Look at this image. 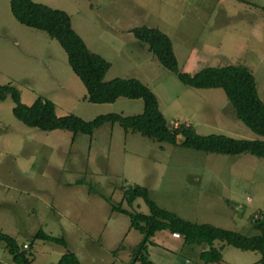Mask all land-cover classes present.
I'll use <instances>...</instances> for the list:
<instances>
[{
  "label": "rangeland",
  "instance_id": "rangeland-1",
  "mask_svg": "<svg viewBox=\"0 0 264 264\" xmlns=\"http://www.w3.org/2000/svg\"><path fill=\"white\" fill-rule=\"evenodd\" d=\"M35 1L67 11L87 46L110 62L104 79L139 78L170 124H190L201 134L261 138L235 116L222 87L185 84L132 29L147 25L166 32L179 69L191 74L210 65L248 66L264 99V0ZM5 83L18 88L24 103L38 95L50 98L58 115L90 120L144 109L142 98L89 101L59 41L18 21L10 0H0V84ZM13 105L10 95L0 99V230L31 252L32 264H55L67 250L82 264H127L142 233L111 206L148 212L143 198L129 204L123 196L135 183L184 218L257 233L251 223L264 211V157L174 145L118 122H105L90 134L44 130L19 120ZM39 228L63 236L66 245L36 238ZM194 248L181 234L162 229L144 251L149 264H196ZM222 255L221 264H262L259 251L227 243ZM0 264H16L1 240Z\"/></svg>",
  "mask_w": 264,
  "mask_h": 264
},
{
  "label": "trees",
  "instance_id": "trees-1",
  "mask_svg": "<svg viewBox=\"0 0 264 264\" xmlns=\"http://www.w3.org/2000/svg\"><path fill=\"white\" fill-rule=\"evenodd\" d=\"M10 9L21 23L42 29L59 41L67 53L71 68L84 83L89 101L111 102L119 96L142 98L144 101V109L140 113L108 112L86 120L75 113L58 115L54 101L42 95H38L29 104L24 103L18 88L10 83L0 84V99L8 95L13 98V113L23 123L44 130L68 129L75 135L77 132L90 134L105 122H118L125 130L138 131L174 145L226 154L246 151L264 157V99L258 95L255 75L248 66L235 63L210 65L191 74L179 69L172 40L166 32L147 25L132 29L139 41L148 44L147 49L156 55L160 63L176 73L185 84L194 87H222L233 106L235 116L261 138L233 137L224 133L201 134L190 124H170L159 107L155 93L139 78L117 76L104 79L110 62L87 46L64 9L35 0H10ZM179 135L182 136L181 139ZM123 194L129 204L137 197L143 198L149 209L148 212H141L131 211L121 205L111 206L112 210L127 214L130 225L142 233L127 264H135L139 260L143 264H149L145 255L146 246L155 232L162 229L181 234L184 243L205 244L198 252L199 264L220 263L221 248L214 245L215 240L244 250H257L260 252L259 262L264 264V211L260 212V218L253 220V226L258 232L247 235L234 229L184 218L160 206L150 196L149 189L140 184L129 185ZM34 236L66 245L63 236L49 234L42 228ZM0 240L4 242L16 264H32L31 252L22 248L14 236L0 230ZM55 264L82 262L74 251L67 250Z\"/></svg>",
  "mask_w": 264,
  "mask_h": 264
},
{
  "label": "crops",
  "instance_id": "crops-1",
  "mask_svg": "<svg viewBox=\"0 0 264 264\" xmlns=\"http://www.w3.org/2000/svg\"><path fill=\"white\" fill-rule=\"evenodd\" d=\"M252 225H253V223H251ZM254 227V226H253ZM255 228V227H254ZM257 230V229H256ZM257 232H258V230H257ZM228 244V243H227ZM195 248V252H196V254H197V261H196V264H197V262H198V264L200 263V261H199V259H198V252L205 246V244H192ZM214 245H216V246H218V247H220L221 248V253H222V250H223V248H224V246H225V243H223V241H221V240H215L214 241ZM229 245H231V244H229ZM223 256V255H222ZM260 257V256H259ZM222 259H223V257H222ZM221 259V260H222ZM257 261H259V258L257 259ZM221 262V261H220ZM212 263H214V264H221V263H215V262H212ZM207 264H211V263H207Z\"/></svg>",
  "mask_w": 264,
  "mask_h": 264
},
{
  "label": "built area",
  "instance_id": "built-area-1",
  "mask_svg": "<svg viewBox=\"0 0 264 264\" xmlns=\"http://www.w3.org/2000/svg\"><path fill=\"white\" fill-rule=\"evenodd\" d=\"M24 246H27L26 244H24Z\"/></svg>",
  "mask_w": 264,
  "mask_h": 264
}]
</instances>
